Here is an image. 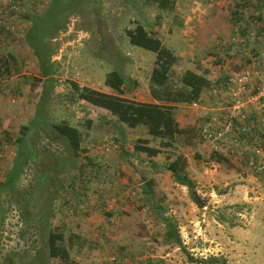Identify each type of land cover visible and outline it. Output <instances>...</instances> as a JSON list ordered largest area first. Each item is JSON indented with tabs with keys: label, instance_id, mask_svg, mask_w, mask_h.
<instances>
[{
	"label": "rangeland",
	"instance_id": "obj_1",
	"mask_svg": "<svg viewBox=\"0 0 264 264\" xmlns=\"http://www.w3.org/2000/svg\"><path fill=\"white\" fill-rule=\"evenodd\" d=\"M49 1L0 0V182L12 165L21 126L29 124L40 99L38 62L25 42V34L31 18L42 14ZM101 1V21L96 20L93 9H85L71 16L65 30L47 41L53 51L56 83L46 110L51 122H66L80 130V150L73 159L56 137L49 140L40 133L35 138L37 164L25 166L14 196L2 193L0 197V264H31L35 246L40 243L38 210L45 198L56 193L47 206L50 227L70 238L73 264H203L189 261V256L196 260L221 258L225 264H264V155L252 152L264 138L261 115L251 113L243 123L235 121L218 151L203 138L200 129L211 119L219 127L217 121L227 112L223 72L214 77L209 64L223 70L227 61L223 67L227 75L248 71L252 82L264 75V62L252 65L254 56L264 61V32L256 39L254 33L264 20L250 14L252 20L246 27L250 30L242 33L237 29L238 34H233L223 49L228 57L221 62L224 58H214L212 52H203L197 58L190 47L192 33H182L184 22L190 20L183 2L193 0H175L171 11L144 6V23L149 30L171 50L177 42L184 44L185 55L173 66V79L195 68L206 72L215 90L204 92L203 103L176 106L175 117L184 133L176 135L172 145L166 147L143 126L121 125L108 110L72 97L68 81L115 93L104 84L106 74L114 68L128 79L122 96L144 100L149 90L155 53L131 45L125 36V29L139 18L133 3ZM209 1L203 0L205 6ZM185 37L186 41L182 39ZM235 46L245 49L238 61L237 54L230 53ZM209 104L213 109L206 107ZM243 125L247 131L240 129ZM32 138L29 134L28 140ZM144 141L159 147L160 153L150 157L136 151L134 146ZM177 155L185 158L186 171L205 200L204 207H198L187 187L176 183L166 169ZM59 160L66 162L65 173L55 172ZM208 160L217 162L215 171L207 168ZM49 166L54 168L48 170L51 182L45 183L44 192H40L37 177ZM148 180L152 182L149 196L143 193ZM62 185L65 190L54 193ZM19 192L29 195L31 211L15 203L20 200L21 204ZM164 218L177 229L185 250L165 238ZM113 255L116 260L111 261ZM51 262L67 264L56 258Z\"/></svg>",
	"mask_w": 264,
	"mask_h": 264
},
{
	"label": "trees",
	"instance_id": "obj_2",
	"mask_svg": "<svg viewBox=\"0 0 264 264\" xmlns=\"http://www.w3.org/2000/svg\"><path fill=\"white\" fill-rule=\"evenodd\" d=\"M133 3V8L139 15L137 20H133L134 25L125 29V36L131 45L141 47L155 53V59L148 77V89L153 102H140L122 96L127 85V78L119 68H114L106 74L104 84L115 93H106L100 90L80 85L76 81H68L73 99L83 100L89 104L108 110L120 123L129 128L143 126L146 133L152 138H159L162 146L169 147L178 134L184 133L176 117L175 108L178 104H193L204 102V92L214 90L213 81L208 78L206 72H197L192 69L185 70L177 79L172 77V68L176 64L177 56L173 50L168 48L158 37L157 33L146 27L147 16L144 6H154L158 11H171L175 0H124ZM101 0H50L47 8L42 14L31 18L30 26L25 34V42L33 51L39 68V80H41V94L37 102L36 110L29 124L21 126L20 136L17 137V150L13 157L12 165L0 182V197L2 193L14 196L17 192L16 181L22 174L25 166L37 164L38 153L35 138L44 133L45 137L52 140L56 137L66 150L75 159L78 156L81 145L80 130L66 122H51L46 106L50 99V92L56 83L54 78V65L51 60L53 51L47 46V41L54 38L58 33L65 30L71 16L81 14L85 9H93L96 20L101 19ZM159 17V16H157ZM101 21V20H100ZM1 62V61H0ZM2 68V64L0 63ZM34 80V78H33ZM134 81V80H132ZM226 81V77H225ZM136 84V82L134 81ZM211 92V91H210ZM211 105V104H209ZM29 134L33 138L28 140ZM136 144L134 149L146 153L152 157L160 153L159 147L146 144ZM65 160H59L55 172L65 173ZM49 166L42 170L37 177L38 189L44 192L45 183L51 182V175L48 174ZM166 169L171 173L174 181L187 187L190 198L198 207L205 206V200L195 189L193 180L186 171V160L182 155H177L175 159L166 164ZM152 182H145L143 193L149 196L152 194ZM65 190L62 185L54 190ZM20 200H15L19 206L23 205L30 209V197L19 192ZM57 193L45 198V202L40 206L37 214L40 243L35 246V253L30 260L31 264H52L51 260L56 258L60 262L73 264L70 258V238L66 239L64 232L51 228L48 216L49 199L53 200ZM14 199V198H13ZM51 217L54 214V206L51 208ZM2 206L0 202V226L3 221ZM23 213V212H22ZM33 215L29 214V217ZM24 217V216H23ZM167 226L165 238L173 240L181 246V240L177 229L168 218H164ZM1 235V231H0ZM189 261L203 264H225L221 258L210 257L207 259H194L189 256Z\"/></svg>",
	"mask_w": 264,
	"mask_h": 264
},
{
	"label": "crops",
	"instance_id": "obj_3",
	"mask_svg": "<svg viewBox=\"0 0 264 264\" xmlns=\"http://www.w3.org/2000/svg\"><path fill=\"white\" fill-rule=\"evenodd\" d=\"M185 5V12L187 13L189 21H185L186 24L182 33L185 35L187 32H191L192 36H190L191 44L190 47L193 49L192 54H197L202 56L203 52H208L210 54L213 53V57L216 58L217 55L224 58L221 62H225V57L227 56L224 54L223 49L225 45L230 43L233 34H238L237 29H240L242 33H246L250 29L247 27V21L249 22L252 20L249 19V15H257L256 18H262L264 20V0H211L209 1V5L203 3V0H193L191 3L188 1L183 2ZM234 18V19H233ZM256 22V21H254ZM190 24V25H189ZM252 25V24H250ZM253 26H256L253 25ZM249 27V23H248ZM258 31H255V39L259 38L260 33L264 32V22L259 23L256 26ZM252 32H250L251 34ZM253 35V34H252ZM188 36V35H187ZM188 37L182 38L185 41ZM244 40L250 37H242ZM202 42L200 45L199 43ZM246 42V41H245ZM175 48L173 49L174 54L177 56L178 62L182 59L185 55V51L182 49L184 45L183 42H177ZM255 49H260L258 45H254ZM263 48V47H261ZM226 49V48H225ZM224 49V50H225ZM245 49H240L238 46L233 47V51L230 53H236L237 57L235 61L240 60V56ZM212 52V53H211ZM241 52V53H240ZM229 55V54H228ZM240 55V56H238ZM228 57V56H227ZM226 57V58H227ZM210 57L207 61H210ZM183 60H181L182 62ZM204 60H201L203 62ZM184 63V62H182ZM227 61L223 64V67L226 66ZM189 64V63H188ZM212 74H219L222 73V78L226 77V70L222 67L221 70L219 65H211ZM0 67V74L1 72ZM199 72L195 68H191ZM151 69L149 70L150 73ZM220 76V75H219ZM209 78V77H208ZM211 80V78H209ZM213 81V80H212ZM215 81V80H214ZM215 91V90H213ZM126 98L134 99L140 102H153L149 90H147V95H145L144 100H139V98L134 97H127ZM83 101V100H80ZM210 109L212 106H206Z\"/></svg>",
	"mask_w": 264,
	"mask_h": 264
},
{
	"label": "built area",
	"instance_id": "obj_4",
	"mask_svg": "<svg viewBox=\"0 0 264 264\" xmlns=\"http://www.w3.org/2000/svg\"><path fill=\"white\" fill-rule=\"evenodd\" d=\"M256 58L257 56H254L252 65L260 64L259 61L264 62L263 60H256ZM261 65L264 66V64ZM225 90L228 96L227 112L223 120L217 121L219 127L214 126L215 119L205 121L200 127L203 138L211 144L215 151H218L221 142L226 140L225 133L233 129L235 121L243 123L249 114L255 113L261 115L260 118L264 124V75L257 77L255 82H252L251 74L248 71L238 75L228 74ZM193 105L197 104L193 103ZM240 129L242 131L248 130L244 125ZM233 142L237 143V139H234ZM252 152L255 155H264V138L262 144L254 146ZM207 168L215 171L217 162L208 160ZM110 260H116V256H111Z\"/></svg>",
	"mask_w": 264,
	"mask_h": 264
}]
</instances>
